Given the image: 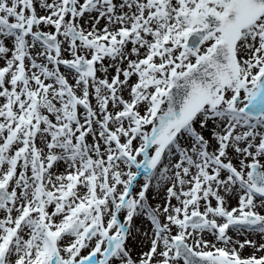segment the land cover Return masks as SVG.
I'll return each mask as SVG.
<instances>
[{
	"label": "snow or ice",
	"instance_id": "snow-or-ice-1",
	"mask_svg": "<svg viewBox=\"0 0 264 264\" xmlns=\"http://www.w3.org/2000/svg\"><path fill=\"white\" fill-rule=\"evenodd\" d=\"M0 264H264V0H0Z\"/></svg>",
	"mask_w": 264,
	"mask_h": 264
},
{
	"label": "rangeland",
	"instance_id": "rangeland-1",
	"mask_svg": "<svg viewBox=\"0 0 264 264\" xmlns=\"http://www.w3.org/2000/svg\"><path fill=\"white\" fill-rule=\"evenodd\" d=\"M249 252L251 251V249L248 250Z\"/></svg>",
	"mask_w": 264,
	"mask_h": 264
}]
</instances>
